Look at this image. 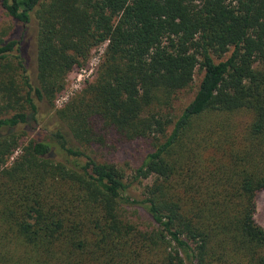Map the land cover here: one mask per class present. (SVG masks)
<instances>
[{
	"label": "trees",
	"instance_id": "trees-1",
	"mask_svg": "<svg viewBox=\"0 0 264 264\" xmlns=\"http://www.w3.org/2000/svg\"><path fill=\"white\" fill-rule=\"evenodd\" d=\"M0 6L13 23L0 38V264H264V0ZM101 42L94 82L56 107ZM197 68L192 99L172 113ZM95 119L155 140L130 179L88 149Z\"/></svg>",
	"mask_w": 264,
	"mask_h": 264
},
{
	"label": "rangeland",
	"instance_id": "rangeland-1",
	"mask_svg": "<svg viewBox=\"0 0 264 264\" xmlns=\"http://www.w3.org/2000/svg\"><path fill=\"white\" fill-rule=\"evenodd\" d=\"M12 28V20L0 6V38L5 37L8 32H12ZM106 44L107 42H101L95 45L90 50L87 58L81 60L68 73L64 88L56 95L54 101L56 107L60 108L64 106L65 103L69 102L79 93H83L94 82L104 62ZM202 75L203 70L197 68L191 85L176 93L172 102V108L170 109L172 113H178L192 99ZM244 117H240L239 120H243ZM91 124L94 127L95 139L88 149L99 160L117 165L126 173L127 178L130 179L135 170L140 166L145 155L153 149L155 140L151 137L124 139L115 130L107 127L98 119L93 120ZM47 127L51 129L53 125L47 123ZM50 129H47V131ZM18 153H14L10 157V161ZM150 182L151 178L136 181L130 187V193L133 196L142 197L143 187ZM122 210L125 217L137 223L140 227L148 228L152 225L148 215L142 209L136 206H124ZM254 218L264 228V190L257 193Z\"/></svg>",
	"mask_w": 264,
	"mask_h": 264
}]
</instances>
